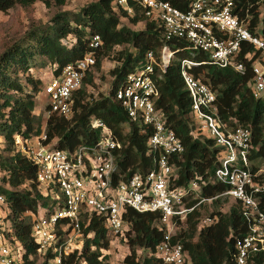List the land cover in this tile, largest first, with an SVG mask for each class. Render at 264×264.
Returning a JSON list of instances; mask_svg holds the SVG:
<instances>
[{"label": "built area", "instance_id": "built-area-1", "mask_svg": "<svg viewBox=\"0 0 264 264\" xmlns=\"http://www.w3.org/2000/svg\"><path fill=\"white\" fill-rule=\"evenodd\" d=\"M186 1L185 9L166 0H115V4L128 15L132 16L136 7L145 17L157 20L166 42L184 40L192 56L195 51L207 56L200 62L192 57L182 59L181 77L196 129L221 148L214 178L228 186L220 196L240 205L246 232L234 240L233 260L234 264H247L255 256L264 258V163L257 168L251 166L250 129L240 125L227 127L219 117L215 92L189 70L211 64L244 74L249 62L251 93L254 98L264 97V19L260 10L264 0ZM88 45L90 50L82 58L66 64L44 82L41 94L47 103L46 117L55 114L69 118L73 114L74 94L96 64L99 35L94 34ZM173 55L167 44L161 47L158 57L148 50L143 66L127 73L115 92L128 120L140 121L152 130L146 145L149 151L157 150L158 155L151 170L114 180L122 143L101 119L91 121V127L100 130L99 139L73 149L54 148L53 143H46L44 132L38 138L15 136V148L35 166L38 188L50 202L31 221L37 260L33 254L26 256L12 223L0 222V264H84L79 254L84 230L92 217L103 219L108 234L117 239L127 229L123 217L128 209L159 214L157 226L162 238L155 257L163 264H190L182 245L173 242L177 222L193 209L184 206L189 189L172 186L176 174L171 160L184 151V145L166 123L163 111L156 107L160 90L153 77L155 67L165 71ZM190 189L197 190L198 183L193 181ZM0 205L6 206L3 195ZM216 221L217 217L207 216L201 224Z\"/></svg>", "mask_w": 264, "mask_h": 264}, {"label": "trees", "instance_id": "trees-1", "mask_svg": "<svg viewBox=\"0 0 264 264\" xmlns=\"http://www.w3.org/2000/svg\"><path fill=\"white\" fill-rule=\"evenodd\" d=\"M37 1L0 0V12L15 6L28 9ZM166 1L181 9L187 5L186 0ZM43 2L46 6L63 7L67 0ZM121 18L129 19L131 25L142 23L143 30L121 24ZM94 34L99 35L101 45L95 50V66L74 94L73 114L69 118L54 114L41 120L34 114L39 81L28 77L31 61L35 57H43L50 66L51 74L56 75L66 64L82 58L90 50L88 44ZM28 37L31 41L26 45L17 43L0 55V137L4 139L9 152L8 155L0 153V169L6 174L2 182L9 187L0 186V195L6 200V206L0 205V222L9 220L12 223L14 235L26 250V256L33 254L34 260L38 258L37 245L31 237V221L33 215L48 206L50 200L38 188L35 166L15 148V136L38 138L44 132L46 143H53L54 148L60 149L92 145L100 136V130L91 127V121L97 118L103 120L122 143L117 156L118 173L114 175V180H124L133 174L151 170L158 155L157 150L149 151L146 145L152 130L140 121L128 120L115 99V92L127 73L143 66L148 50L154 51L158 57L161 47L167 44L174 55L165 71L155 67L153 77L160 90L156 107L163 111L166 123L184 145V151L171 160L176 174L172 186L189 189L184 206L193 207L183 221L177 222L178 232H175L173 242L182 245L190 264H234V240L246 232L239 203L232 199L234 205L227 212L210 214L209 217H217V221L209 225L201 224L204 217L197 218L202 203H217L220 194L228 188L214 178L221 148L196 129L190 117V98L181 77L182 59L192 57L200 62L206 60L207 56L200 51H195L192 56L184 40L166 42L157 20L145 17L136 7L134 14L128 15L115 4V0H95L78 11L59 13L50 23L30 32ZM120 46L123 49L116 58L118 65L111 70L114 80L109 94L85 101L87 86L92 83L94 69L100 67V58ZM189 72L209 84L215 92L219 117L227 127L240 125L250 129V163L253 168L262 165L264 97L254 98L251 93L250 63H246L244 74L230 67L219 68L211 64L192 67ZM19 73L27 74V80L32 85L31 92L25 91ZM193 181L198 183L197 190L190 189ZM192 194L196 196L186 201ZM2 208L6 211L4 217ZM158 217L156 212L140 213L133 209H128L124 214L127 229L119 239L129 249L125 264H163L155 257L156 246L162 238V230L157 226ZM84 232L80 259L84 260V264H104L102 249H108L110 238L103 219L93 216ZM138 249L142 255L136 261ZM247 264H264V258L255 256Z\"/></svg>", "mask_w": 264, "mask_h": 264}, {"label": "rangeland", "instance_id": "rangeland-1", "mask_svg": "<svg viewBox=\"0 0 264 264\" xmlns=\"http://www.w3.org/2000/svg\"><path fill=\"white\" fill-rule=\"evenodd\" d=\"M39 0L35 2L30 8L23 9L19 6H15L6 12H0V55L8 48L14 46L17 43H24L25 45L31 40L28 34L43 25L50 23L55 15L64 11H78L84 5L95 0H67L63 7L46 6ZM262 14L261 19H264V5L260 8ZM121 24L127 25L134 30H143V24L131 25L129 19L121 18ZM262 28V21H260L259 30ZM128 49L130 46H126ZM123 47H115L106 56L100 58V67L95 68L92 76V83L87 86V94L84 100L90 101L100 96H106L109 94L111 84L114 80V76L111 74V70L118 65L116 58L119 56ZM132 49V48H131ZM32 68L28 71V77L34 81H39L37 89L39 90L35 94L36 108L34 114L41 120L45 119L44 107L47 104L43 95L41 94V87L44 82L51 76L50 66L47 64L43 57H35L31 61ZM18 77L25 87V91H32V85L28 82L27 74L19 73ZM15 95V94H14ZM0 153L2 155H8L5 141L0 137ZM5 172L0 169V186L8 187L2 182V178L5 177ZM196 195L192 194L187 197L186 201L192 200ZM234 205V201L225 196H221L217 203L204 202L199 208V215L197 218L210 216L216 212H227ZM2 216L6 215L5 209L2 208ZM178 230L175 229V232ZM110 242L108 249H102V254L105 255L103 259L104 264H125L124 259L128 255V247L125 242L119 238L114 239L109 235ZM142 252L136 250V261L140 259Z\"/></svg>", "mask_w": 264, "mask_h": 264}]
</instances>
